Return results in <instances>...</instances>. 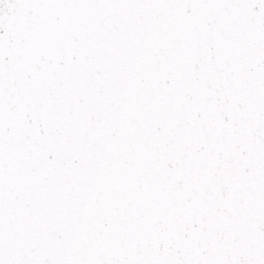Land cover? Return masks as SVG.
<instances>
[{
  "label": "snow or ice",
  "instance_id": "snow-or-ice-1",
  "mask_svg": "<svg viewBox=\"0 0 264 264\" xmlns=\"http://www.w3.org/2000/svg\"><path fill=\"white\" fill-rule=\"evenodd\" d=\"M0 264H264V0H0Z\"/></svg>",
  "mask_w": 264,
  "mask_h": 264
}]
</instances>
